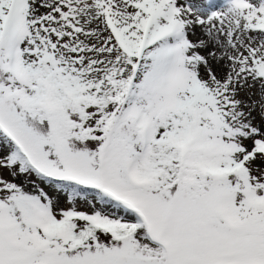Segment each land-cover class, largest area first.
<instances>
[{
	"label": "snow or ice",
	"instance_id": "snow-or-ice-1",
	"mask_svg": "<svg viewBox=\"0 0 264 264\" xmlns=\"http://www.w3.org/2000/svg\"><path fill=\"white\" fill-rule=\"evenodd\" d=\"M0 264H264V0H0Z\"/></svg>",
	"mask_w": 264,
	"mask_h": 264
}]
</instances>
